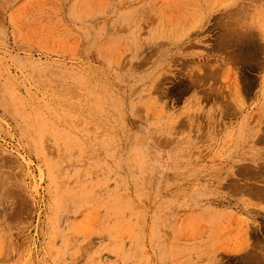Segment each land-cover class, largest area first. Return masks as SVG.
Wrapping results in <instances>:
<instances>
[{
  "label": "rangeland",
  "instance_id": "rangeland-1",
  "mask_svg": "<svg viewBox=\"0 0 264 264\" xmlns=\"http://www.w3.org/2000/svg\"><path fill=\"white\" fill-rule=\"evenodd\" d=\"M0 264H264V0H0Z\"/></svg>",
  "mask_w": 264,
  "mask_h": 264
}]
</instances>
